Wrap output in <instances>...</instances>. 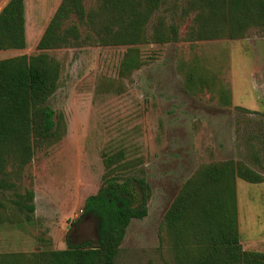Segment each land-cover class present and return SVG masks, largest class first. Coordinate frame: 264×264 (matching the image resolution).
I'll return each instance as SVG.
<instances>
[{"label": "rangeland", "instance_id": "374dc122", "mask_svg": "<svg viewBox=\"0 0 264 264\" xmlns=\"http://www.w3.org/2000/svg\"><path fill=\"white\" fill-rule=\"evenodd\" d=\"M6 1L0 0V9ZM23 2L25 46L0 50V59L40 52L35 44L58 0ZM182 4L166 0L147 22V34L156 15L172 21ZM187 22L178 26L180 34ZM133 47L140 64L125 76L118 75L125 45L88 38L43 51L59 66L45 104L54 122L62 116L63 131L56 142L37 148L21 173V188L33 193L29 224L12 209L11 192L0 190L10 220L0 224L1 257L94 242V222L78 217L85 198L104 186L107 156L114 169L128 163L119 168L120 179L142 178L148 185L146 213L128 222L113 264H174L159 245V222L199 166L241 161L264 177V28L252 27L239 39ZM113 155H120L117 161ZM135 179L129 188L138 190ZM234 190L241 247L264 253V181L235 178Z\"/></svg>", "mask_w": 264, "mask_h": 264}, {"label": "trees", "instance_id": "16d2710c", "mask_svg": "<svg viewBox=\"0 0 264 264\" xmlns=\"http://www.w3.org/2000/svg\"><path fill=\"white\" fill-rule=\"evenodd\" d=\"M165 1L60 0L35 44L40 52L0 59V190L11 192L12 209L23 213L25 223L31 221L33 193L21 188V173L34 151L56 142L63 131L62 116L54 122L45 104L56 88L59 66L44 50L74 46L88 38L99 45H125L118 66V75L125 76L140 64L133 45L239 39L252 27L264 28V0H183L172 21L156 15L147 34V22ZM23 9V0H7L1 7L0 50L25 46ZM185 20L180 34L178 26ZM261 116L264 162V113ZM113 156L117 161L120 155ZM110 159L104 161V186L85 198L78 217L85 215L94 222V242L0 256V264H113L128 222L146 213L148 185L142 178L120 179L119 168L126 169L128 163L114 169ZM132 178L138 190L129 188ZM235 178L264 181L244 162L227 160L199 166L182 183L158 227L159 245L164 243L174 264H264V253L241 247ZM4 210L0 201V224L10 222Z\"/></svg>", "mask_w": 264, "mask_h": 264}, {"label": "flooded vegetation", "instance_id": "af4514ba", "mask_svg": "<svg viewBox=\"0 0 264 264\" xmlns=\"http://www.w3.org/2000/svg\"><path fill=\"white\" fill-rule=\"evenodd\" d=\"M79 230H80V229H79ZM76 234L78 235V237H79V236H80V237H83V236H82V233H80V232H79V233H76ZM94 241H95V240H94ZM85 242H91V241H87V240H86ZM69 244H70V243H69ZM71 244H72V245H79V244H81V243H78V242H77V243H75V244H74V243H71Z\"/></svg>", "mask_w": 264, "mask_h": 264}, {"label": "crops", "instance_id": "0c3cea01", "mask_svg": "<svg viewBox=\"0 0 264 264\" xmlns=\"http://www.w3.org/2000/svg\"><path fill=\"white\" fill-rule=\"evenodd\" d=\"M59 1H60V0H58L57 4L59 3ZM57 4H56V6H57ZM23 5H24V2H23ZM56 6H55V8H56ZM54 10H55V9H54Z\"/></svg>", "mask_w": 264, "mask_h": 264}, {"label": "water", "instance_id": "95a60500", "mask_svg": "<svg viewBox=\"0 0 264 264\" xmlns=\"http://www.w3.org/2000/svg\"><path fill=\"white\" fill-rule=\"evenodd\" d=\"M84 219H85V220H88V219H90V218H89V217H85ZM89 221H90V220H89Z\"/></svg>", "mask_w": 264, "mask_h": 264}]
</instances>
